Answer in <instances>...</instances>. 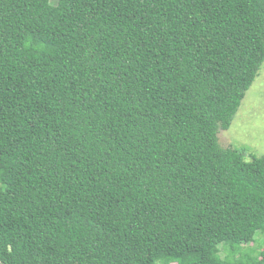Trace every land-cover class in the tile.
Instances as JSON below:
<instances>
[{
  "label": "trees",
  "instance_id": "obj_1",
  "mask_svg": "<svg viewBox=\"0 0 264 264\" xmlns=\"http://www.w3.org/2000/svg\"><path fill=\"white\" fill-rule=\"evenodd\" d=\"M263 61L264 0H0V264H264Z\"/></svg>",
  "mask_w": 264,
  "mask_h": 264
},
{
  "label": "rangeland",
  "instance_id": "obj_2",
  "mask_svg": "<svg viewBox=\"0 0 264 264\" xmlns=\"http://www.w3.org/2000/svg\"><path fill=\"white\" fill-rule=\"evenodd\" d=\"M219 144L224 148L242 150L245 160L252 155L264 156V61L255 80L245 92L243 99L227 129L220 128ZM264 246V231H257L255 241L244 249L260 250ZM226 250L221 245V255Z\"/></svg>",
  "mask_w": 264,
  "mask_h": 264
}]
</instances>
